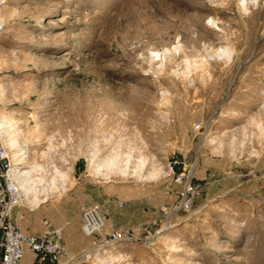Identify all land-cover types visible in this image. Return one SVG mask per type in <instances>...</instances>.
I'll list each match as a JSON object with an SVG mask.
<instances>
[{
    "label": "rangeland",
    "instance_id": "1",
    "mask_svg": "<svg viewBox=\"0 0 264 264\" xmlns=\"http://www.w3.org/2000/svg\"><path fill=\"white\" fill-rule=\"evenodd\" d=\"M240 3L0 0V138L36 192L14 217L67 220L59 264H264V0Z\"/></svg>",
    "mask_w": 264,
    "mask_h": 264
},
{
    "label": "built area",
    "instance_id": "2",
    "mask_svg": "<svg viewBox=\"0 0 264 264\" xmlns=\"http://www.w3.org/2000/svg\"><path fill=\"white\" fill-rule=\"evenodd\" d=\"M195 127L198 128L199 124ZM172 163L175 165L176 161ZM15 166L18 165L13 161L6 142L0 138V264H22L21 258L26 248L34 254L31 264H59V257L66 253L62 232L68 222L65 220L61 225L53 226L47 219H43L45 228L42 233L33 234L21 230L14 212L23 205L24 195L13 178ZM170 169L173 172L172 166ZM182 174H178L176 179L180 181ZM195 190V185L190 181L184 182L180 207L189 208ZM81 216V229L85 235L99 231L103 216L98 204L85 207ZM106 235L109 241H119L128 236L120 229H110Z\"/></svg>",
    "mask_w": 264,
    "mask_h": 264
},
{
    "label": "bare ground",
    "instance_id": "3",
    "mask_svg": "<svg viewBox=\"0 0 264 264\" xmlns=\"http://www.w3.org/2000/svg\"><path fill=\"white\" fill-rule=\"evenodd\" d=\"M253 1H256V0H253ZM258 2V1H257ZM246 3H247V0H241V5H243V6H245L246 5ZM243 8V7H242ZM211 23H213V24H215L214 26H216V28H218L219 29V27L217 26V24H216V22H215V20L212 18V17H210V20H209ZM209 22V23H210ZM151 49V48H150ZM173 50L174 51H176L177 50V52H178V49H177V47L176 46H174L173 47ZM169 52H170V48H168V47H164V48H161L160 50H150L149 51V53H150V55H151V58L149 57V59H153V58H155V60L157 61V60H160V64H161V62H163V60H165V58H166V56L169 54ZM215 54L214 55H216V57H218V58H221V57H228L229 58V55L231 54L230 53V50H229V48L227 47H220L219 49H217L215 52H214ZM152 62H153V60H152ZM151 62V63H152ZM164 64V63H163ZM197 64H199V63H197ZM158 66V65H157ZM161 66V65H160ZM159 66V67H160ZM154 68V67H153ZM149 69V68H148ZM6 144H7V142H6ZM255 156V155H254ZM15 157V156H14ZM15 163H20L19 162V159L18 160H16V162ZM25 171L24 172H22V170L18 167V166H15L14 167V171H13V178L18 182V183H21V182H27V184L30 182V180L32 179L31 178V170H29V169H24ZM18 178H20V179H18ZM35 180V179H34ZM30 184V183H29ZM20 186V185H19ZM30 187H31V185H30ZM20 188L22 189V191H23V195H24V198H25V193L27 194V193H32V197L34 198V199H36V192L35 191H31V190H29V189H24L23 188V186L21 187L20 186ZM101 221H102V223H103V219H101ZM100 224H101V222H99Z\"/></svg>",
    "mask_w": 264,
    "mask_h": 264
}]
</instances>
